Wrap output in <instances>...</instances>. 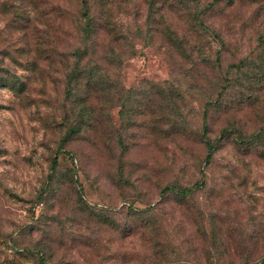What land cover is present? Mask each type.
I'll return each instance as SVG.
<instances>
[{"label":"rangeland","instance_id":"1","mask_svg":"<svg viewBox=\"0 0 264 264\" xmlns=\"http://www.w3.org/2000/svg\"><path fill=\"white\" fill-rule=\"evenodd\" d=\"M184 3L222 42L168 0H91L106 91L65 141L82 0H0V264H264V0Z\"/></svg>","mask_w":264,"mask_h":264},{"label":"trees","instance_id":"2","mask_svg":"<svg viewBox=\"0 0 264 264\" xmlns=\"http://www.w3.org/2000/svg\"><path fill=\"white\" fill-rule=\"evenodd\" d=\"M154 3L157 0H153ZM244 1V0H226L227 4L231 7L235 6L237 2ZM252 2H256L257 0H249ZM173 2H176L180 8H178L177 4L174 5ZM168 4L170 6V11L180 13L183 9H186L181 15L182 17L186 18V24L189 26V33L190 35L194 34H204L207 31H215L217 37L221 40L222 38L217 34L216 30H213V27L210 24L205 22L207 19L208 13L213 11L212 10H198L196 12L192 10H188L184 0H168ZM82 7H83V19H84V26L82 27V36H83V46L79 48L74 56L75 61L73 64V69L70 74L69 78V87L72 89L69 93L71 100H83L81 101L82 108H84L85 114L80 116V120L75 122L71 125L69 129V134L66 136L65 141L71 139V135H79L84 131V127H89L90 125L93 126V123L97 121V114H96V107L95 101L100 100L101 96L104 94L106 89L104 88V77L101 75V70L99 65L95 64L94 57L97 55L96 46H97V39L99 37L96 36L97 32L99 33L102 28L107 29L109 25V20L105 18V25H97V16L93 15V10L91 7V0H82ZM183 8V9H181ZM209 9V8H208ZM189 11V12H188ZM192 11L193 13H190ZM206 17V18H205ZM207 21V20H206ZM197 24V25H196ZM168 36L170 38V43L178 52L182 55H186L188 51L195 50L192 46H186L188 42H186V38H180L172 29L168 28L167 30ZM186 47H185V46ZM187 49V50H186ZM2 79L0 78V83H2ZM12 85V87L17 89L19 93H24V88L18 87L15 82L8 81L6 85ZM20 84V83H19ZM111 97V100H114ZM117 100L120 98L117 96ZM207 118V114H205V120ZM206 127V126H205ZM205 133L201 136V141L205 144L207 149V157L206 163L207 165L213 160L215 153H217V140H212L207 135V128L204 129ZM228 131H224L223 135L226 136ZM258 137L255 135L250 138L249 141L246 142L248 147H252L255 145ZM242 142V141H241ZM243 143V142H242ZM59 153V152H58ZM59 167L58 156L53 159L51 172L56 173ZM53 176H50L52 178ZM204 183L202 182L201 185H198L196 189H187L183 188L180 190L168 188L167 193H175L178 196L183 198L189 197L195 193V191H199L202 189ZM144 213V212H142Z\"/></svg>","mask_w":264,"mask_h":264}]
</instances>
